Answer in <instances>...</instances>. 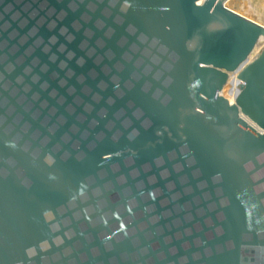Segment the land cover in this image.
<instances>
[{
    "label": "water",
    "instance_id": "1",
    "mask_svg": "<svg viewBox=\"0 0 264 264\" xmlns=\"http://www.w3.org/2000/svg\"><path fill=\"white\" fill-rule=\"evenodd\" d=\"M200 1L133 0L125 14L109 0H0V157L16 163L0 182L4 264H28L24 249L52 240L40 210L61 205L72 253L58 264H264V48L240 71L235 101L222 94L264 42V0ZM16 133L73 155L49 169L6 146ZM109 151L120 155L103 161ZM247 161L260 164L250 175ZM120 222L128 235L106 247Z\"/></svg>",
    "mask_w": 264,
    "mask_h": 264
},
{
    "label": "clouds",
    "instance_id": "2",
    "mask_svg": "<svg viewBox=\"0 0 264 264\" xmlns=\"http://www.w3.org/2000/svg\"><path fill=\"white\" fill-rule=\"evenodd\" d=\"M109 3L113 8L116 7L117 4L120 6V12L127 13L129 9L133 7V0H109ZM129 30L135 32L137 29L133 24L128 25ZM163 73H160V76H163ZM160 76L157 77V79L160 78ZM164 87H168L172 83L171 77H166L163 81ZM150 87V86H149ZM146 91L148 89H145ZM161 90L157 89L155 93H153L154 98L160 99V95L158 94ZM137 112H139V115H137ZM133 115L136 116L137 119L140 118L141 115H143V112H140L139 109H137L136 112H133ZM7 121V117L0 116V126H5ZM145 129L151 127V121L147 118L142 122ZM126 128L131 127V125H125ZM4 131L6 135H10L12 132V128L10 125L7 127H4ZM119 133V134H117ZM117 133L113 134V141L117 142L120 138V135H123L122 132H120L119 129H117ZM140 134L139 130L131 127V131L128 132V139L130 141L135 140V138ZM162 133L157 132V135H161ZM20 139H23V137L20 135V133H16L15 136L12 137L11 140H6L5 144L6 146L15 148L18 144L20 147L25 151L28 152L33 156L34 159H41L43 160V163L47 166L49 169H55L57 166V159L58 154L59 158L63 160L70 159L73 155L72 151H69L68 149H65L63 145H56L53 147L51 151H45L43 147L40 145L33 146L31 142H25L24 144H20ZM43 143V142H42ZM67 143V141H65ZM46 146V145H45ZM95 147V144H90L88 146V150L91 151L92 148ZM75 153L78 159L84 160L87 157V152L83 151V149H80L78 146L75 149ZM119 156L120 153L116 152L113 153L111 151L105 152L102 156L103 161H109L113 158V156ZM162 159V157L160 158ZM258 160H261L264 162V153H261L260 156L257 157ZM0 161H2L4 164H7L8 167H0V176L4 177L5 179L8 178L11 169L16 167V163L13 161L12 157H8L7 159H4L3 157H0ZM254 165L252 164V161H247L244 164V168L247 171H251ZM220 173H217V180L219 181L221 179ZM49 180H58L57 175L49 174L48 176ZM89 178H85L83 181L80 182L76 192L72 194L71 200L75 201L78 197H82L86 195L87 189L91 187V184L88 182ZM30 186V185H29ZM149 195L152 197L153 200H155V195L152 193H149ZM63 206H59L57 209L53 210L51 208H42L43 210L40 211V216L43 218V222L48 225L49 230L54 234L51 241L45 239L39 242L38 245H32L30 247H26L24 249V255L28 259V264H43L45 260H47V264H58L60 260H62L64 257H70L72 253V249L69 248H62V245L65 243V237L68 239H71V236L68 235V233L65 231L63 235H58L61 233L62 228L64 227L62 221L58 219L57 217L60 215V208ZM129 212H131V208L128 209ZM113 215L116 217L117 220L120 219L118 213H113ZM84 218L86 220L91 221V217L85 212ZM105 224H107V221H104ZM118 232H123L125 236L128 235L127 233V225L123 222H120L119 228L107 235H105L104 242L106 244V247L110 241L117 235ZM55 247L57 249H61L63 252V255H61V252H56L51 255L50 258L46 257L44 254L49 253L52 248ZM208 255H211V250H206ZM94 256L100 255V252L98 249L93 250ZM37 257H39V262L37 261ZM84 259H87V257H83ZM163 258V257H161ZM0 264H4V259L0 258ZM16 264H25V261L23 259L17 260ZM72 264H75V258L72 257Z\"/></svg>",
    "mask_w": 264,
    "mask_h": 264
},
{
    "label": "bare ground",
    "instance_id": "3",
    "mask_svg": "<svg viewBox=\"0 0 264 264\" xmlns=\"http://www.w3.org/2000/svg\"><path fill=\"white\" fill-rule=\"evenodd\" d=\"M203 2V0H201L200 1V3H202ZM229 2V1H228ZM227 2V3H228ZM226 3V4H227ZM262 26H264V25H262ZM264 47V42H260V45L259 46H257L256 47V49H255V51L253 52V54L249 57V59L246 61V63L245 64H243L242 65V67L238 70V71H236L234 74H230L229 75V79H228V81H227V83H226V85H225V87H224V89H223V91H222V94H223V96H225L227 99H229V101L231 102V103H233L234 101H235V98H236V96H237V86H238V84H239V80H237L236 79V75H237V72H239V71H241V69H243L248 63H250L253 59H255L256 57H257V55L260 53V50H262L261 48H263ZM234 80H235V82H236V84H234ZM230 88H231V90H230ZM233 89V90H232ZM226 90H230L231 92L228 94V96L227 95H225V93H226Z\"/></svg>",
    "mask_w": 264,
    "mask_h": 264
},
{
    "label": "snow or ice",
    "instance_id": "4",
    "mask_svg": "<svg viewBox=\"0 0 264 264\" xmlns=\"http://www.w3.org/2000/svg\"><path fill=\"white\" fill-rule=\"evenodd\" d=\"M2 139H3V137H2V135H0V140H2ZM253 159H255V158H253ZM240 164H241V167H243V160H241ZM259 166H260L259 161H257L256 164L254 165V169L258 168ZM251 171H248L249 175L251 174ZM4 180H6V179L4 177L0 176V182H3ZM260 182L264 183V179H262ZM262 192H264V189H262ZM42 210L43 209H41L40 211H42ZM53 210H55V209H53Z\"/></svg>",
    "mask_w": 264,
    "mask_h": 264
},
{
    "label": "built area",
    "instance_id": "5",
    "mask_svg": "<svg viewBox=\"0 0 264 264\" xmlns=\"http://www.w3.org/2000/svg\"><path fill=\"white\" fill-rule=\"evenodd\" d=\"M228 1H230V0H225V2H224V5H226V3L228 2ZM242 70V69H241ZM238 71V70H237ZM236 72V71H235ZM235 72H233L232 74H234ZM239 73H240V71L239 72H237V75H236V79L237 80H239V84H238V86H237V95L240 93V91H241V84H242V82H241V80L238 78V75H239Z\"/></svg>",
    "mask_w": 264,
    "mask_h": 264
},
{
    "label": "rangeland",
    "instance_id": "6",
    "mask_svg": "<svg viewBox=\"0 0 264 264\" xmlns=\"http://www.w3.org/2000/svg\"><path fill=\"white\" fill-rule=\"evenodd\" d=\"M260 25H264V16H263V19H262V22H261V24ZM264 48V47H263ZM263 48H261V49H263ZM261 51V50H260ZM234 84H236V82H235V80H234ZM230 90H231V88H230ZM230 90H226V93H225V95H227L228 96V94L231 92ZM233 90V89H232Z\"/></svg>",
    "mask_w": 264,
    "mask_h": 264
}]
</instances>
